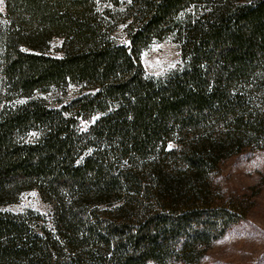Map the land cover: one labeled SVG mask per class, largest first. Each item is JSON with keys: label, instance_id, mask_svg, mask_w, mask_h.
<instances>
[{"label": "trees", "instance_id": "obj_1", "mask_svg": "<svg viewBox=\"0 0 264 264\" xmlns=\"http://www.w3.org/2000/svg\"><path fill=\"white\" fill-rule=\"evenodd\" d=\"M120 7L3 0L0 206L37 189L54 232L41 215L0 212V264H199L243 219L216 179L264 142V0ZM192 7L203 8L179 21ZM170 35L184 67L148 79L140 54ZM54 38L61 58L45 54ZM67 85L82 92L61 109L31 99ZM18 97L30 100L9 106Z\"/></svg>", "mask_w": 264, "mask_h": 264}, {"label": "rangeland", "instance_id": "obj_2", "mask_svg": "<svg viewBox=\"0 0 264 264\" xmlns=\"http://www.w3.org/2000/svg\"><path fill=\"white\" fill-rule=\"evenodd\" d=\"M121 10L130 0H119ZM107 8L112 5L108 4ZM203 8V7H200ZM199 8V10H200ZM196 7L183 11L179 21L194 15ZM3 0H0V12ZM117 42L127 44L125 26L120 25L114 35ZM64 40L54 38L45 54L53 58L63 56L61 49ZM140 62L148 79L163 80L184 67L181 56V43L175 35L153 41L140 54ZM82 92L81 87L67 85L50 88L47 92H36L31 99L44 100L50 108L61 109ZM30 99L18 97L9 106L24 104ZM99 119L98 115L88 120H80L82 132ZM260 147L245 150L229 159L217 177L223 197L244 213L243 219L228 232L214 239L199 264H264V142ZM91 151H86L83 158ZM0 212L25 215L34 213L44 217L46 228L54 232V211L50 203L43 200L37 189L23 192L15 203L0 206ZM180 264V263H172Z\"/></svg>", "mask_w": 264, "mask_h": 264}]
</instances>
